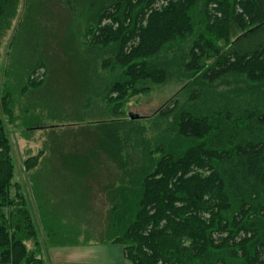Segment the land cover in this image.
Masks as SVG:
<instances>
[{
    "label": "trees",
    "instance_id": "obj_1",
    "mask_svg": "<svg viewBox=\"0 0 264 264\" xmlns=\"http://www.w3.org/2000/svg\"><path fill=\"white\" fill-rule=\"evenodd\" d=\"M45 2L0 0V264H47L43 247L90 237L127 264H264V0H59L83 12L65 29L77 48L61 55ZM41 68L81 114L64 126L78 129L70 146L50 149L70 206L32 178L42 237L8 133L30 117L13 109L50 85L48 73L33 81ZM166 84L178 88L163 105L130 119L132 98Z\"/></svg>",
    "mask_w": 264,
    "mask_h": 264
},
{
    "label": "rangeland",
    "instance_id": "obj_2",
    "mask_svg": "<svg viewBox=\"0 0 264 264\" xmlns=\"http://www.w3.org/2000/svg\"><path fill=\"white\" fill-rule=\"evenodd\" d=\"M58 2L59 0H46L45 11L48 14L47 16L50 22L52 23V28H53L51 35L53 36L52 38L53 42H51L52 46L53 48L55 47L57 51L56 54L61 55L63 53L69 52L70 50L77 48L78 41H76L72 35V32H75V30L70 29L69 31L65 29H69L70 24L73 27L74 21L76 22V20H82L83 12H81V8H79L75 14H71L69 13V11H67V9L60 8L58 6ZM63 31L68 33H64ZM1 51H3V47H1ZM52 53H51L52 55L56 56L55 52ZM58 62H60V60L51 63L53 70L54 69L58 70V67H62V69H64L65 66H68V64L63 65L62 63H58ZM64 70L65 72L67 71L68 73H71L68 68H65ZM47 73H48V77L51 78L50 85L48 86L47 85L48 83H46L48 81H46L45 85H42V87H40V90L37 93V97H38V100L36 99L37 102L35 103L33 99H32L33 102H31L30 99L28 101L23 100L22 102L20 101L19 106H16L13 109V114L16 116L17 119H19V117L21 118V116H19L21 115L20 109L21 107H24L26 105L28 109V114L26 116L27 117L30 116L28 118L29 120L26 122V124L25 122L18 120L8 126L9 128L8 133L11 143V156L14 161L16 172L18 171L17 176L23 182L24 190L28 196L29 208L34 215V220L38 231V235L41 237H42V232H41L42 224L37 216L38 210L35 202L33 201L34 197L32 193V186H33L32 178L50 179L43 181V183H45V185H51V189L53 190V193H55L53 194L55 195L56 198L55 201L59 205H62L61 207L70 206L69 201L71 197L66 193L67 190L69 189L66 188L65 186L59 187L58 185H55L57 183L56 181H51L53 177L52 175L53 168L57 166L58 163L57 160L59 159L57 158L58 153H53V151L50 152V149L53 147L56 148L55 146H57L58 148L64 147V149H67L70 146L71 143L70 139L71 137L74 136L73 132H77L78 129L72 128L71 130H69L64 126L67 125L69 121H72L74 123L76 120L80 119L79 116L81 115L80 113L79 115L78 113L74 112L71 108L69 109V107L72 106L70 105L71 102L67 103L66 105L60 106L61 103H64V100L67 101L68 99L64 95L63 100L59 102V98L62 99L61 91L63 89L61 87L55 89V91L51 89L53 79L50 71L45 72L44 69L42 68L38 69L35 75L33 76V81L35 82L41 81L42 79L44 81L47 78ZM77 80L78 79L76 77V79L74 78L73 81L69 80V82L73 83L75 81L76 83ZM60 82L61 85L59 86L63 87L64 83H66V80L63 82L61 80L59 81L58 84H60ZM177 88L178 85H174V84L155 85L151 88V91L149 93L138 95L132 98L129 101V103L126 104L125 112L129 114L130 113L137 114L140 116H148L152 114L154 111H156L161 105H163V103H165L176 92ZM31 98H35V95L34 97L32 95ZM64 114L66 116H69L70 119L68 120V122L63 120L62 117ZM58 115L61 118H58ZM28 124H34L36 125L35 127L38 129L28 131L25 128V125ZM53 125L54 126L59 125L60 127L55 130L48 129V127ZM43 150H45L44 153H42ZM55 150L58 151L59 149H55ZM35 156H40L39 157L40 162L36 166H34V168L26 169L24 162L28 158ZM45 167L46 169L49 168L48 170H46L47 171L46 173L43 172V170H45ZM55 176H57V174H55ZM29 195H31L32 198H30ZM90 208H92L94 211L96 209V212L92 211L93 214H88V216H86L84 220L88 222V225L94 226L99 221L101 212L94 205H91ZM98 211L100 213H98ZM81 223L83 224L84 222ZM80 228L81 230H84L83 225L80 226ZM90 239H92V237H90ZM90 239H88V241L90 242L87 245L84 244L81 246H74L78 248L77 253L83 256L84 258L83 262H85V264H91L89 262L90 260H85V259H90V257L92 256L91 252L94 253L93 251L95 250L94 248L99 246L98 244L97 245L93 244V242ZM78 240L82 242L85 241L86 239L81 235L80 237H78ZM123 257H124V252H123ZM99 263H106V260H101ZM124 264H127L125 259H124Z\"/></svg>",
    "mask_w": 264,
    "mask_h": 264
},
{
    "label": "crops",
    "instance_id": "obj_3",
    "mask_svg": "<svg viewBox=\"0 0 264 264\" xmlns=\"http://www.w3.org/2000/svg\"><path fill=\"white\" fill-rule=\"evenodd\" d=\"M30 198L31 195H29ZM94 253L89 262L91 264H124L122 249L119 245H99L94 248ZM77 247H59L48 248L43 247V256L47 264H85L84 258L77 253ZM101 260H106V263H99Z\"/></svg>",
    "mask_w": 264,
    "mask_h": 264
},
{
    "label": "water",
    "instance_id": "obj_4",
    "mask_svg": "<svg viewBox=\"0 0 264 264\" xmlns=\"http://www.w3.org/2000/svg\"><path fill=\"white\" fill-rule=\"evenodd\" d=\"M129 117H130V119H139V118H141L142 116L137 115V114H132V113H130V114H129Z\"/></svg>",
    "mask_w": 264,
    "mask_h": 264
}]
</instances>
